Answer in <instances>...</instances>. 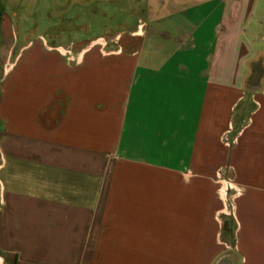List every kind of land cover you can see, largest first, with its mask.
<instances>
[{"label":"crops","instance_id":"0c3cea01","mask_svg":"<svg viewBox=\"0 0 264 264\" xmlns=\"http://www.w3.org/2000/svg\"><path fill=\"white\" fill-rule=\"evenodd\" d=\"M137 7L0 48V264H264V0Z\"/></svg>","mask_w":264,"mask_h":264},{"label":"rangeland","instance_id":"374dc122","mask_svg":"<svg viewBox=\"0 0 264 264\" xmlns=\"http://www.w3.org/2000/svg\"><path fill=\"white\" fill-rule=\"evenodd\" d=\"M144 0H0L1 45L5 50L13 42L16 48L38 36L48 43L64 44L78 39L100 37V44L112 40L120 31L135 32L134 17L141 14ZM128 16V17H127ZM127 17L126 22H122ZM104 39V40H103ZM105 45V44H104ZM232 226L224 221L220 238L230 243ZM225 258L209 264H232L231 248Z\"/></svg>","mask_w":264,"mask_h":264},{"label":"trees","instance_id":"16d2710c","mask_svg":"<svg viewBox=\"0 0 264 264\" xmlns=\"http://www.w3.org/2000/svg\"><path fill=\"white\" fill-rule=\"evenodd\" d=\"M0 18H1V12H0ZM0 24H1V22H0Z\"/></svg>","mask_w":264,"mask_h":264}]
</instances>
